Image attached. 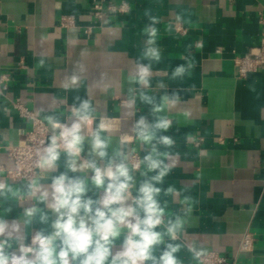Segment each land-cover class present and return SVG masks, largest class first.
Instances as JSON below:
<instances>
[{"label":"crops","instance_id":"crops-1","mask_svg":"<svg viewBox=\"0 0 264 264\" xmlns=\"http://www.w3.org/2000/svg\"><path fill=\"white\" fill-rule=\"evenodd\" d=\"M97 1L104 7L124 1L127 11H105L96 19L92 5ZM263 11L264 0H0V73L10 77L0 94V183L12 190L0 195V220L8 226L0 240H7L9 232L13 236L6 251L19 255L20 245L32 246L37 232L54 231L57 214L49 204L55 178L84 179L83 199L98 202L104 188L92 183L91 169L79 166L91 160L104 169L111 160L115 167L136 153L140 169L129 168L132 197L151 181L160 189L156 199L165 209L164 219L184 222L176 239L165 234L154 247L157 260L172 244L179 245L180 264H199V255L210 251L236 264H264V67L240 77L233 63L258 44ZM63 17L73 24L63 27ZM175 21L186 34L173 29ZM149 28L157 30L151 44ZM149 49L158 51V60L146 55ZM141 65L150 68L147 85L137 79ZM177 68L184 71L177 75ZM15 100L45 121L68 127L79 119L74 113L82 103L90 104L91 123L80 121L84 142L77 171L69 169L60 151L54 168L38 170L35 197L29 195L33 182L6 174L14 165L3 147L16 144L25 127L12 106ZM141 118L153 133L149 143L136 138ZM161 120L170 126L152 127ZM101 122L107 126L101 132L108 145L103 158L92 151L93 132ZM160 137L172 144L160 143ZM150 153L169 168L160 181L152 179L159 169L150 171L144 160ZM43 191L49 193L46 202L38 199ZM28 209H35L33 216L25 214ZM156 230L165 231L163 226ZM245 232L252 233L255 247L240 253ZM126 235L122 228L113 255L122 250Z\"/></svg>","mask_w":264,"mask_h":264},{"label":"clouds","instance_id":"clouds-1","mask_svg":"<svg viewBox=\"0 0 264 264\" xmlns=\"http://www.w3.org/2000/svg\"><path fill=\"white\" fill-rule=\"evenodd\" d=\"M146 31L149 34L148 43H154L157 30L149 28ZM146 55L159 59L156 49H149ZM149 71L148 66H138L139 83L147 85ZM183 71V68H177L176 74L179 75ZM75 79L73 77V82ZM89 109V102L82 103L80 109L74 113L79 119L70 127L61 126L59 123L53 124L54 129L62 130L59 136L51 137V143L39 156L37 167L54 168L60 158L62 147L70 161L69 169L73 172L77 171L76 159L83 150L84 142L80 134V121L91 123ZM169 126V121L161 120L152 127L167 129ZM106 127L101 122L93 132L92 138V151L101 158L107 155V141L101 138V132L106 130ZM149 129L150 126L144 118H141L134 129L136 138L144 143L151 142L153 133ZM127 139L131 140L132 137ZM58 140L63 141L62 145ZM159 142L165 145L172 144L168 137H160ZM153 153H156L155 147ZM144 160L148 163L150 171L159 169L158 175L152 178L155 181L162 180L169 171L168 166L164 165L163 161L154 159L151 153L144 157ZM79 167L92 170L94 173L92 183L97 188H104V197L98 202L85 200L83 194L87 191V187L84 179H70L66 174L55 178L51 185L52 202L49 204L52 211L57 214L56 220L51 225L54 231L49 235H45L43 230L37 232L33 237L32 246L20 245L19 255L6 251V246H10L8 240L13 239L12 233L9 232L7 240H0V264H76L77 261L79 264H145L150 260L153 264H180L175 255L179 251V245L168 244L158 260L153 255L154 247L164 242L165 234L174 240L184 225L180 217H176L175 220L164 219L165 209L156 199L160 193L159 188L146 180L139 187V194L132 197L130 189L133 187V177L128 165L123 162L113 167V162L110 160L108 166L101 169L94 161L89 160ZM106 180L109 182L105 186ZM6 188L12 191L6 184L0 183V195L4 194ZM29 189V195L32 197L40 191L39 185L35 182L29 186ZM48 196L49 193L43 191L40 192L38 199L46 202ZM130 198L132 204H127ZM94 203H98L100 207L94 208ZM34 213L35 209H28L25 214L31 217ZM47 219V216H41L42 222H46ZM161 226L165 229L163 233L156 230ZM7 227L6 222L0 220V236H4ZM122 228L127 229V235L122 250L113 255L111 249L116 239L120 237ZM13 231L18 232L19 226L14 225ZM15 239L18 241L19 237ZM189 250L194 251L191 248Z\"/></svg>","mask_w":264,"mask_h":264},{"label":"built area","instance_id":"built-area-1","mask_svg":"<svg viewBox=\"0 0 264 264\" xmlns=\"http://www.w3.org/2000/svg\"><path fill=\"white\" fill-rule=\"evenodd\" d=\"M105 11L123 13L127 11V4L121 1L118 4H109L104 7L100 1H97L92 5V13L96 19H101ZM258 22L262 25L258 44L251 47L246 53L236 55L233 59L237 74L240 77H245L248 73L264 67V11L259 14ZM72 24L73 22L69 17H63L61 20L63 27H69ZM172 27L177 33L186 34V29L180 22H173ZM84 32L90 33L91 27H86ZM9 80L10 77L7 72L0 73V94L7 88ZM12 106L17 115L25 122V127L21 129L16 144L3 147L14 165L12 169L6 171V174L15 181L32 183L40 169L37 167L40 154L51 143V137L53 135L59 136L62 130L61 128L54 129L53 124L67 125L65 122L54 121L49 123L45 121L32 108L19 100L13 101ZM58 143L62 145L63 141L58 140ZM195 144L198 145L199 141H196ZM60 151H64L62 147ZM126 163L133 172H137L140 169L139 155L136 153L130 155ZM254 247V236L250 232H245L239 244L238 252H252ZM198 260L199 264H236L234 258H227L214 251L199 255Z\"/></svg>","mask_w":264,"mask_h":264}]
</instances>
